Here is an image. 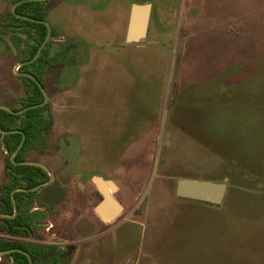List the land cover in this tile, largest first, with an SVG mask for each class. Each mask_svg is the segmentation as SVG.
Instances as JSON below:
<instances>
[{
	"label": "rangeland",
	"instance_id": "rangeland-1",
	"mask_svg": "<svg viewBox=\"0 0 264 264\" xmlns=\"http://www.w3.org/2000/svg\"><path fill=\"white\" fill-rule=\"evenodd\" d=\"M132 2L153 7L140 46L125 42ZM12 8L0 0L1 28ZM45 8L50 53L72 41L77 57L45 73L54 125L47 148L25 161L58 178L79 171L86 183L99 172L127 184L136 212L99 239L119 264H264V0H48ZM18 64L3 29L0 106L12 110L24 106ZM160 177L225 182L228 191L215 206L158 192ZM46 227L40 236L60 242V229Z\"/></svg>",
	"mask_w": 264,
	"mask_h": 264
},
{
	"label": "trees",
	"instance_id": "trees-1",
	"mask_svg": "<svg viewBox=\"0 0 264 264\" xmlns=\"http://www.w3.org/2000/svg\"><path fill=\"white\" fill-rule=\"evenodd\" d=\"M19 1L21 0H10L13 6ZM45 5L46 2H25L17 7L16 12L39 21H45L49 13ZM6 16L4 18L8 23L3 28L0 26V33L3 29L6 33H10L17 51L18 63L32 60L46 39L48 27L44 23L17 18L12 11ZM53 37H55V32H52ZM52 45L53 42L50 40L41 56L34 63L20 67V72L33 75L43 85V77L51 67L76 62L78 48L76 43L72 41L61 42L60 48L55 54L50 53ZM20 79H22L24 87V106L13 109L14 112L45 101L44 92L34 79L24 75H20ZM53 125L54 121L49 103L23 114H14L0 109L1 128L4 131H14L8 135L0 133V147L7 152L5 171L8 178V181L0 188V214L14 215L12 192L18 189H33L49 180L48 173L42 167L15 164L14 161L24 162L26 153L46 149V139ZM18 131L26 135V140L20 152L12 160L11 156L23 139V134ZM14 197L18 214L15 217L0 216V251L21 250V252L16 251L2 257L11 259L12 264H30L26 252L31 256L33 264H65L66 253L64 249L55 253L52 259L44 260L45 257H49L48 255L52 250L59 249V247H48L28 241L31 239L46 240L40 236L39 232L48 222V212L47 210L35 209L36 207L46 208L39 193L21 191L16 192Z\"/></svg>",
	"mask_w": 264,
	"mask_h": 264
},
{
	"label": "crops",
	"instance_id": "crops-1",
	"mask_svg": "<svg viewBox=\"0 0 264 264\" xmlns=\"http://www.w3.org/2000/svg\"><path fill=\"white\" fill-rule=\"evenodd\" d=\"M134 4L144 5L147 3L132 2L131 7ZM152 20L151 14L147 37L150 36L152 30ZM128 27L129 20L125 33L126 44L142 45V42L147 39V37L134 43H128L126 41ZM160 34L162 33L160 32ZM80 69L87 70L91 68L88 66V63H85V66H81ZM5 168L6 152L4 151L3 153L0 150V184L6 175ZM49 173L52 175L50 170ZM65 173V176L59 178L56 177L55 174L54 176L52 175L53 181L51 184L41 189V192L44 191V196L42 198L43 202L49 209V211H47L48 222L46 223L47 225L44 226H47V231L59 228L63 237L61 236L60 242L56 241L48 243L47 241L37 242V240L34 242L48 247H63L66 253L65 264H119L116 257H113L111 256L112 254L105 252V244L107 243H101L99 242V239L102 237L105 230L115 225V223H117L126 214L133 216L139 204L133 202L130 203L131 194L127 184L121 185L114 177H104L99 174V172H93L89 180L84 183L79 171H73L71 174H69L70 172ZM58 174L60 173L58 172L57 175ZM95 178H100L106 182L105 188L107 191L112 193V196L122 207L121 214L111 222L106 221L96 213V207L103 201L104 197L95 182ZM75 179H79L80 181L76 182ZM159 181H161V186L159 185V187L163 188L161 190L157 187L158 192H165L171 195H174L177 192L176 182H179L180 180H176L171 177H160ZM109 182L113 183L115 190H112L113 188ZM50 189H52V192ZM123 193H125V196L120 197ZM119 198L124 202L122 203ZM67 202H69V204L65 206ZM63 204L64 206L62 208L60 205ZM35 209L45 210L43 207H36ZM111 211L112 206L107 209L106 214L108 215ZM127 264L132 263L128 262Z\"/></svg>",
	"mask_w": 264,
	"mask_h": 264
},
{
	"label": "water",
	"instance_id": "water-1",
	"mask_svg": "<svg viewBox=\"0 0 264 264\" xmlns=\"http://www.w3.org/2000/svg\"><path fill=\"white\" fill-rule=\"evenodd\" d=\"M33 1L47 2L48 0H21L13 6L12 13L17 18H20L23 20L46 24V26L48 27V34L46 36L45 41L43 42V44L39 48L36 56L30 61H27L24 63H19L17 68L22 67L23 65H26V64L34 63L41 56L44 48L46 47V45L48 44V42L52 38V28L48 22L39 21L35 18L20 15L16 12L17 7L19 5H21L22 3L33 2ZM151 14H152V5L150 3L144 4V5H141V4L132 5L131 12H130V19H129V27H128L127 36H126V41L128 43L139 42L140 40L147 37V31H148V26L150 23ZM16 72L21 76L24 75V76H28V77H31L32 79H34L37 82L38 86L43 90L44 95H45V101L41 104L33 105L30 107L24 108L18 112H14L11 108L4 107V106H0V109L7 110V111L14 113V114H23V113H25L31 109H36V108H40V107L47 105L49 103V97L47 95L45 88L37 80V78H35L33 75H30V74L20 73V72H18V70ZM18 132L23 134V132H21V131H18ZM0 133L3 135H8V134L14 133V131H4L0 126ZM25 140H26V135L23 134V139H22L20 145L18 146L17 150L12 155V160H14L15 156L22 149V147L25 143ZM14 163L15 164H21V165L39 166V167H42L43 169H45L49 172L48 168L41 163L31 162V161H25L22 163H17L14 161ZM50 176H51V179L48 182L42 183L33 189H18V190H15L14 192H12V200H13L14 210H15L14 215L10 216V215L0 214V216L15 217L18 214V207H17V203H16V200L14 197L15 193L21 192V191H23V192L39 191L42 188H44L45 186L51 184V182L53 181V178H52L51 174H50ZM95 182H96L97 186L99 187V189L101 190L103 197H104L103 201L96 207V213L100 217L105 219L106 221L111 222V221L115 220L121 214L122 207L115 200V198L112 196V193L107 191V189L105 188V184H106L105 181H103L100 178H95ZM109 184L112 186V188H113L112 190H115L113 183L109 182ZM227 189H228V185L225 182L215 183V182H204V181L182 179L178 182L177 195L181 198H184V199L202 201V202L209 203L211 205L220 206L223 204V202L225 200V197L227 194ZM110 206H112V211L109 212L107 215L106 212ZM16 251L21 252V250L0 251V256L7 255V254H10V253H13ZM25 254L28 255L29 260H30V264H33V260L31 258V256L26 252H25Z\"/></svg>",
	"mask_w": 264,
	"mask_h": 264
},
{
	"label": "flooded vegetation",
	"instance_id": "flooded-vegetation-1",
	"mask_svg": "<svg viewBox=\"0 0 264 264\" xmlns=\"http://www.w3.org/2000/svg\"><path fill=\"white\" fill-rule=\"evenodd\" d=\"M25 162V161H24ZM17 163H22V162H17ZM46 172L48 173V175L50 174L47 170H46ZM51 179V176L49 175V180ZM49 180H47L46 182H48ZM45 182V183H46ZM36 192H38V193H41V191L39 190V191H36ZM40 195V194H39ZM41 199H42V197H41ZM42 201H43V199H42ZM44 203V202H43ZM45 204V203H44ZM45 206H46V204H45ZM43 208H45V207H43ZM45 210H47V211H49V209H48V207L46 206V208H45ZM44 210V211H45ZM46 225V224H45ZM61 248V247H60ZM62 249H63V247H62Z\"/></svg>",
	"mask_w": 264,
	"mask_h": 264
}]
</instances>
